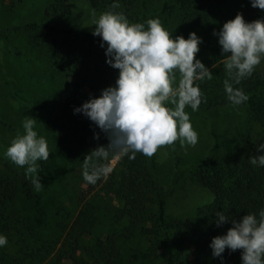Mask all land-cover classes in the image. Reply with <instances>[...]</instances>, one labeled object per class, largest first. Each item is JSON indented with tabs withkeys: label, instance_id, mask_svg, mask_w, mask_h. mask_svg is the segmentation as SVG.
<instances>
[{
	"label": "trees",
	"instance_id": "16d2710c",
	"mask_svg": "<svg viewBox=\"0 0 264 264\" xmlns=\"http://www.w3.org/2000/svg\"><path fill=\"white\" fill-rule=\"evenodd\" d=\"M203 1L215 5L224 2L191 0L193 7L183 2L181 13L186 17L181 21L197 18L207 22V17L199 13ZM88 2L92 8L122 12L133 23H142L150 13L145 0H118L120 6L116 9H110L114 0ZM56 3L60 5L63 0ZM137 7L142 11L141 18L139 15L132 17L131 11ZM185 8L191 12L187 13ZM166 9L167 2L161 10ZM244 20L251 22L252 19L248 16ZM62 22L40 28L42 48L52 52V58L58 59H55L59 62L58 67L66 76L76 80L78 89L91 87L97 84L98 79L105 85L109 80L108 86H114L118 70L106 63L100 37L93 36L92 32H77L68 21ZM211 72V80L197 82L204 97L199 105L201 111L230 104L223 88V81L227 78L225 68ZM235 87L242 88L248 96V100L241 103L246 107L248 122L258 124L261 130L252 141L248 139V132L240 133L232 153L220 159L205 158L194 166L192 179L209 191L211 200L197 207L190 216L169 221L166 218L164 188L154 177V154L146 157L137 153L134 159L122 156L102 183V188L113 194L118 202V208L111 215L108 236L104 240L90 239L93 243L84 246L81 242H84L82 238L89 237L90 214L88 210H82L76 222L78 229H71L69 241L66 237L63 240V245L70 244L69 256L60 251L53 253L59 238L54 228L53 232L45 234L48 230L44 231V226L52 214L48 199L41 190L37 192L34 189L30 180L25 178L23 169L0 161V234L8 240L0 248V264H63L64 260L80 264L79 252L90 259V264H221L219 258L212 257L209 244L213 237L225 234L231 223L217 227L216 212L223 211L230 219L239 220L243 215L258 213L264 207V167L252 165L248 160L251 156L264 154L256 149L264 144V60L250 77ZM86 101L77 89L74 90L61 105L56 120L51 121L53 126L49 127L50 133L66 151L65 164L71 173L67 178L68 185L75 177L83 176L87 155L90 165H107L112 158L98 162L91 153L109 141L83 114H74V108ZM102 179L90 186L98 185ZM26 203L30 204L29 208H25ZM131 240H136V246L126 247ZM124 249L128 251L126 254L122 252ZM240 251L229 253L226 249L222 254L223 264H241ZM50 256L53 259L47 262Z\"/></svg>",
	"mask_w": 264,
	"mask_h": 264
},
{
	"label": "rangeland",
	"instance_id": "374dc122",
	"mask_svg": "<svg viewBox=\"0 0 264 264\" xmlns=\"http://www.w3.org/2000/svg\"><path fill=\"white\" fill-rule=\"evenodd\" d=\"M57 1L59 0H0V161L24 170L6 159L3 152L11 140L23 132L21 122L24 117L35 118L37 122L34 130L47 139L50 152L49 159L40 162L38 172L43 185L41 191L48 199L52 213L44 231L48 230L45 232L48 234L54 228L59 238L53 253L60 251L69 256L70 244L63 245V240L66 237L69 241L71 229H78L76 222L82 210H88L90 216L89 237L82 238L84 242L81 243L88 247L93 243L90 239L104 240L108 236L111 215L118 208V202L113 194L102 188V183L108 179L120 157L109 160L106 166L111 171L98 185L90 186L83 176L75 177L71 185H68L67 178L71 173L65 164L66 151L50 133L49 127L53 126L51 121L56 120L61 105L74 90H78L83 100H88L90 95L98 97L101 90L108 87L109 80L105 85L98 79L97 84L78 89L76 80L66 76L58 67V59L52 58V52L42 48L39 30L43 25L68 21L77 32H93L94 19L106 10L92 8L88 0H63L60 5H57ZM189 1L191 0H145L150 13L142 23L159 18L173 38L181 35L187 39L189 33H196L203 42L199 45L195 59H200L210 71L224 68V57L221 55L218 37L213 35L214 30L218 32L223 23L239 11L245 12L244 19L248 16H251V21L264 19V10L252 7L250 0H224L220 5L202 2L199 13L207 17V22L197 18L188 20L189 22L185 19L181 21L182 17H186L181 13V4L186 2L192 5L193 2ZM165 2L167 9L162 12ZM185 9L187 13L191 12L189 8ZM131 14L134 18L137 15L140 17L142 11L137 7ZM129 22L133 23V20ZM111 78L114 81V77ZM185 111L198 134L196 145L182 148L177 141L173 145L158 147L154 154V177L164 188L166 218L169 221L184 219L197 207L211 200L209 191L192 179L191 171L194 166L205 158L220 159L232 153L240 133L248 132V139L252 141L261 130L258 124L248 122L247 110L242 104L233 106L230 103L195 112L186 107ZM29 207L30 204L26 203L25 208ZM135 246L136 240L126 244L129 248ZM122 252L126 254L128 251L124 249ZM52 259L50 256L47 262ZM78 259L80 264L91 263L80 252ZM63 264H71V261L64 260Z\"/></svg>",
	"mask_w": 264,
	"mask_h": 264
},
{
	"label": "clouds",
	"instance_id": "9594fccd",
	"mask_svg": "<svg viewBox=\"0 0 264 264\" xmlns=\"http://www.w3.org/2000/svg\"><path fill=\"white\" fill-rule=\"evenodd\" d=\"M251 6L264 10V0H250ZM118 0L110 5L116 9ZM93 36L100 37L106 63L118 70L114 86L101 90L98 97L90 95L75 113L83 114L103 132L109 143L91 153L96 161L110 156H127L134 159L137 153L151 157L158 147L179 142L183 148L193 147L198 134L193 129L185 108L198 111L204 99L199 83L211 80L213 74L200 59L202 38L196 33L173 38L159 18L144 23H130L122 12L105 11L93 21ZM218 37L226 79L223 88L227 100L238 106L248 100L239 85L250 77L257 65L264 60V19L246 22L241 13L213 31ZM177 76L179 79L177 80ZM37 120L25 116L22 133H18L7 146L3 155L18 167L24 168L25 178L39 192L38 172L40 162L49 159L46 138L34 130ZM264 153V144L256 147ZM252 165L264 167V154L251 156ZM111 169L102 163L89 164L84 159L83 179L95 184L106 178ZM215 224L222 226L230 221L225 234L211 239L209 248L213 258L223 264V253L240 251L241 264H264V207L258 213H247L239 220L230 219L223 211L216 212ZM8 243L0 234V248Z\"/></svg>",
	"mask_w": 264,
	"mask_h": 264
}]
</instances>
